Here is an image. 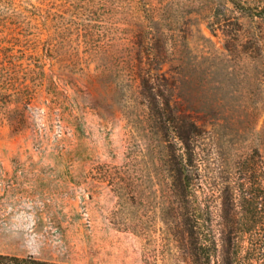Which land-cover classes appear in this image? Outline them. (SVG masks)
Instances as JSON below:
<instances>
[{
	"label": "rangeland",
	"instance_id": "374dc122",
	"mask_svg": "<svg viewBox=\"0 0 264 264\" xmlns=\"http://www.w3.org/2000/svg\"><path fill=\"white\" fill-rule=\"evenodd\" d=\"M263 9L0 0V252L194 264L199 227L217 264L235 164L264 158Z\"/></svg>",
	"mask_w": 264,
	"mask_h": 264
},
{
	"label": "trees",
	"instance_id": "16d2710c",
	"mask_svg": "<svg viewBox=\"0 0 264 264\" xmlns=\"http://www.w3.org/2000/svg\"><path fill=\"white\" fill-rule=\"evenodd\" d=\"M264 13V9L262 10ZM144 80V79H143ZM145 86V87H144ZM143 93L147 95L150 103L156 104L154 86L143 82ZM160 113L161 108H157ZM163 109V108H162ZM174 127L178 129L183 138L187 133L180 129L176 121L175 109L167 101L166 107ZM195 130L189 127L188 133ZM235 174L238 185L226 186L230 198L227 207L222 212L224 227L220 237L213 239L216 249L220 251V261L217 264H264V158L259 148L255 147L247 157L240 159L235 164ZM251 183L246 186L247 182ZM242 192V193H241ZM243 194V195H242ZM241 196L243 209L237 208L236 199ZM191 239L190 253L194 264H210V235L208 229H188ZM0 264H76L74 262H59L34 254H15L0 252Z\"/></svg>",
	"mask_w": 264,
	"mask_h": 264
}]
</instances>
